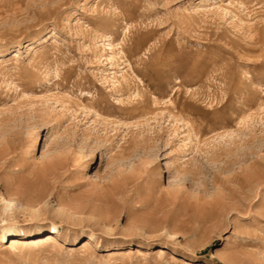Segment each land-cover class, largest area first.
Segmentation results:
<instances>
[{
	"label": "rangeland",
	"instance_id": "rangeland-1",
	"mask_svg": "<svg viewBox=\"0 0 264 264\" xmlns=\"http://www.w3.org/2000/svg\"><path fill=\"white\" fill-rule=\"evenodd\" d=\"M0 190V264H264V0H0Z\"/></svg>",
	"mask_w": 264,
	"mask_h": 264
},
{
	"label": "bare ground",
	"instance_id": "bare-ground-1",
	"mask_svg": "<svg viewBox=\"0 0 264 264\" xmlns=\"http://www.w3.org/2000/svg\"><path fill=\"white\" fill-rule=\"evenodd\" d=\"M2 189V188H1ZM4 189V188H3ZM4 191H5V189H4ZM3 191V192H4ZM2 193V191L0 190V194ZM1 200H3V199H1ZM4 210L5 211H9V210H11V203L8 201V202H6L5 203V207H4ZM53 230V232H56V230L55 229H52Z\"/></svg>",
	"mask_w": 264,
	"mask_h": 264
}]
</instances>
